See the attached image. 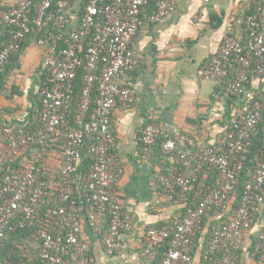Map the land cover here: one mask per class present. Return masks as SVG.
<instances>
[{
  "label": "built area",
  "instance_id": "built-area-1",
  "mask_svg": "<svg viewBox=\"0 0 264 264\" xmlns=\"http://www.w3.org/2000/svg\"><path fill=\"white\" fill-rule=\"evenodd\" d=\"M20 0L16 6L4 10L0 0V33L4 28L14 29L9 44L0 50V76L9 58L20 50L24 35L31 31L30 23L40 29L51 28L54 32L42 33L36 45L43 50V74L37 92L39 127L30 135L12 139L2 156L4 163L17 160L31 145H54L62 148L64 167L60 177V197L55 215L65 229L53 236L56 226L41 234V264H63L65 251L81 252L77 264H94L86 254L87 245L80 243L81 202L73 190L75 174L81 159V145L85 137L91 140L88 153L93 163L85 183L89 190V225L95 226L106 214L109 233L104 239L108 254L117 252L121 245V233L132 232L130 217L122 212L120 204L112 199V189L122 176L121 167L113 158L115 145L111 130L110 114L116 103L131 107L136 93L131 86H119L117 80L133 70L132 42L141 26L140 13L150 4L152 22L161 21L173 10L172 0ZM207 4L211 0H200ZM33 10V11H32ZM31 12H34L31 20ZM234 18H230L218 53L210 63L198 71L202 79L222 83L226 95L241 96L245 100L244 112L222 134L217 149L208 148L196 155L180 153L182 165L194 172L216 169L219 176L207 187L201 201L190 208L181 220L174 218L173 230L164 226L147 231V253L153 247H171L163 253L158 264H188L194 234L201 228L206 211L225 208L233 191L236 177L245 167L251 139L264 112V105L254 98L251 90L253 77L264 75V0H259L254 13L247 18L249 33L246 46L242 47L233 35ZM85 70L84 82L78 96V108L73 123L69 121L74 85L80 67ZM11 133V129H5ZM161 136L156 124L145 128L140 140L144 150L154 145ZM163 151L172 152L176 141H161ZM38 168L28 163L21 170L10 171L0 179V245L7 231L21 227L32 217L40 201L47 196V183L37 176ZM196 176L188 178L175 175L164 182L167 186L165 200L170 202L172 193L180 188L182 193L193 189ZM264 186V150L243 189L240 204L228 222L213 231L207 260L222 251L219 264H233L242 238L255 220V214L264 203L261 189ZM19 215L20 224L12 219ZM22 221V222H21ZM255 253L264 258V231L258 236Z\"/></svg>",
  "mask_w": 264,
  "mask_h": 264
},
{
  "label": "crops",
  "instance_id": "crops-1",
  "mask_svg": "<svg viewBox=\"0 0 264 264\" xmlns=\"http://www.w3.org/2000/svg\"><path fill=\"white\" fill-rule=\"evenodd\" d=\"M2 1L7 10L20 0ZM172 1V12L161 21L150 20L152 4L142 9L141 26L132 42L133 70L117 80L119 86H131L136 93L131 107L116 103L110 114L115 141L113 158L123 171L112 189V199L130 217L133 231L121 233L120 249L108 254L104 245L107 226L100 220L91 227L90 209L80 208V243L88 246L94 264H153L141 250L145 231L170 223L189 199L202 197L212 180V168L198 179L196 175L192 197L181 195L169 204L159 192L166 180L178 175L176 152L193 156L208 148L217 149L219 138L244 112L243 97L226 95L224 84L202 79L198 71L218 53L230 18L235 20L233 35L242 47L246 46L247 18L254 13L259 0H211L207 4L200 0ZM43 55V50L32 41L20 52L16 63L9 62L1 76L0 162L7 151L3 128L32 131L38 128L34 126L38 121L37 92L43 74ZM251 90L254 98L264 105V75L252 78ZM149 124H156L161 136L144 150L140 138ZM259 132H264V112L254 133ZM168 139L176 141L174 152L160 147L161 141ZM19 158L22 167L28 162L37 163L38 176L45 178L51 192H60L59 172L64 165L60 146L30 147ZM229 211L230 208L224 215L215 213L206 218L200 228L202 234L193 238L188 264H205L201 259L205 231L208 227L214 231L223 218H230L234 211ZM263 230L264 203L246 230L233 264H264L257 260L254 251ZM72 257L68 264H75V256Z\"/></svg>",
  "mask_w": 264,
  "mask_h": 264
},
{
  "label": "trees",
  "instance_id": "trees-1",
  "mask_svg": "<svg viewBox=\"0 0 264 264\" xmlns=\"http://www.w3.org/2000/svg\"><path fill=\"white\" fill-rule=\"evenodd\" d=\"M33 2H34V4H36L39 2V0H34ZM4 10H6V9H4ZM33 16H34V12H31V16H30L31 20L33 19ZM30 28H31L30 33L24 35L20 50L17 53H14L9 58V62L16 63L18 60L20 52L26 46H28V44H30L32 41L36 42L37 37L40 34L54 32L51 28L40 29L39 26L33 25L32 22L30 23ZM13 32H14V29H10L7 27L4 28L3 31H1V33H0V50L9 44L10 36ZM9 62H8V64H9ZM8 64L6 65V67L8 66ZM5 70H6V68H5ZM84 74H85V70H84L83 66H81L79 71H78V76L75 80L74 97H73V101L71 103V109H70V113H69V117H68L71 124L73 123L74 116H75L77 108H78V96H79V92H80L82 85H83V82H84ZM1 76H0V79H1ZM37 99H38V96H37ZM38 105H39V101H38ZM38 109H39V106H38ZM37 118H38V116H37ZM259 124H260V121L258 122L257 128H258ZM34 127H39V119L37 121V126H34ZM5 129H11V133H6ZM19 130L20 129L17 127H13V128L12 127H5L2 129V134L4 135V137L6 139L7 149L10 147L12 139H14V138L17 139L21 136L19 133ZM36 130H37V128L36 129L34 128L33 131L23 129L22 133H23V135H30V134L35 133ZM90 143H91V140L89 137H85L83 139V143L81 145V159H80V162L78 165V171L75 174V179L73 182L74 194H75L76 198L79 199L80 202L82 203L81 206H79V208L84 207L86 210L89 209L88 198H89L90 193H89V190H88L86 183H85V176L88 174L90 166L92 165V163L94 161L93 156L88 153V150L90 148ZM50 146H54V145H46V146L31 145L28 147V149L30 147L47 148ZM263 150H264V132L263 133L259 132L257 134L254 133L252 135L249 155H248L247 161L245 163V167L236 177L234 189L229 194V198L225 204V208H221V209H214L213 208L211 210L206 211V213L204 214V216L201 219V227L202 228L204 226V221L206 220V218H208V216L210 214L219 213V214L224 215L228 208H230L229 213H231V211L233 212L237 209V207L240 204V199H241V196L243 194L244 186L246 185L247 181L252 176V173H253L252 167L255 166V163L260 160L261 152ZM176 155H177L176 161L178 162L177 169L179 171V172L177 171L178 175H182V176H185L188 178H192L193 176L197 175V179H198L199 178L198 176H200V174H202L204 172V171H201L200 173L197 174L196 172L193 171L192 168L186 169L182 165V160H181L180 154H178L176 152ZM19 159L20 158H18L17 160H15L11 164L4 163L3 160L0 162V179L3 175L7 174L9 172V170L10 171H17V170L23 169V167L20 166ZM28 163H31V162H28ZM34 164L38 168V164L37 163H34ZM61 173H62V169L59 172V177H61ZM37 176H38V172H37ZM210 176H211L212 180L207 184V186L213 184L214 180L219 176V173L216 169L213 168L212 170H210ZM38 178L46 181L45 178L42 177L41 175L38 176ZM196 184H197L196 182L193 183V189L188 193H182L180 188H176L174 190V192L172 193V199L169 202V204L175 203L176 198H178L181 195L192 197L193 190H194V187L196 186ZM167 190H168L167 186L163 185L160 188L159 194H161V196L165 197V195H167ZM60 193H61V190H60V192L58 190V193L57 192H55V193L51 192L49 187H48V184H47V196L40 201V203L36 207L35 212L32 215V217L28 220L23 221L24 224L21 227H17L13 231H7V233L5 234V237L1 241V245H0V264H41V251H42L41 234L44 232H49L54 226H56V228L54 229L55 232L53 234L54 237H56L60 233L62 236L65 232V229L63 227H61L59 224H57L58 222H60V216L55 215V213H54L56 210V207H57V202H58V199L60 197ZM261 194L264 196V186L261 189ZM160 197H158V199H160ZM201 198L202 197H199L197 199H189L187 205H185V207L182 208L180 212H178L177 214H175V216H173V218L170 220V223H166V225L152 226L150 228H153V227L161 228V227L166 226L172 231L173 230L172 223L174 221V218H179L182 220L187 215L188 210L190 208H194L201 201ZM90 213H91V210H90ZM256 214H255V217H256ZM228 218L227 219L223 218L224 219L223 222L220 225L215 226L216 227L215 230H217L220 227H222L223 225H225L229 220ZM102 221L105 224V227L107 226V231H108L107 235H108V233H109V218H108L107 214L102 219ZM13 223H19L20 224L19 215L15 216L12 219L11 224H13ZM212 228L213 227H208V229L205 231V234H204L205 235V237H204L205 243L202 245V248H201V253H202L201 259L203 260V262L205 264H219L222 256L224 255V253L222 251H217L215 254L211 255V257H209L207 260L204 259L205 254H207V252H208V246H209L211 237L213 235V229ZM148 229L145 231L144 238H143V245H142L141 250L147 259L152 260L153 264H158V262H160L161 259L163 258V253L166 250H168L171 247V245H170V242H168L163 247H153L152 249H150V251L148 253H146L147 247H148V238H147ZM202 232H203L202 230H199L196 233L197 235L195 234L194 238L196 236L197 237L200 236V234H202ZM255 248H256V245L254 246V251H255ZM187 252L190 253L189 249L187 250ZM86 254H91L90 249H89V251L87 250ZM236 254L238 255V251L236 252ZM72 256H75L74 262H75V264H77V260L81 256V252L76 251V250L71 251V252L70 251L63 252L62 253L63 264H68L67 262L69 260L73 259ZM255 257L257 258V260L264 262V258L257 255L256 253H255Z\"/></svg>",
  "mask_w": 264,
  "mask_h": 264
},
{
  "label": "rangeland",
  "instance_id": "rangeland-1",
  "mask_svg": "<svg viewBox=\"0 0 264 264\" xmlns=\"http://www.w3.org/2000/svg\"><path fill=\"white\" fill-rule=\"evenodd\" d=\"M7 1H12V0H7ZM63 167H64V165H63Z\"/></svg>",
  "mask_w": 264,
  "mask_h": 264
}]
</instances>
